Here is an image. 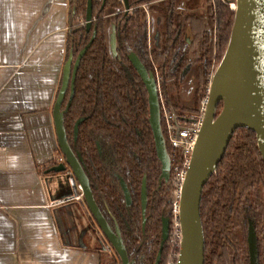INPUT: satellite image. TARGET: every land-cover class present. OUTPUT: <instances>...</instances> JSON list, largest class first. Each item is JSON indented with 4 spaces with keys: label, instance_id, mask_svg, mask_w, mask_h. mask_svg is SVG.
Returning <instances> with one entry per match:
<instances>
[{
    "label": "trees",
    "instance_id": "obj_1",
    "mask_svg": "<svg viewBox=\"0 0 264 264\" xmlns=\"http://www.w3.org/2000/svg\"><path fill=\"white\" fill-rule=\"evenodd\" d=\"M216 2L213 8L210 0H128L126 11L121 0H92L95 37L80 61L64 127L70 147L81 157L98 206L106 208L118 224L127 251L137 249L136 254L144 256L143 264H155L161 247L162 222L171 224L176 188L171 177L168 181L160 178L161 165L148 122V95L127 60L129 52L144 56L146 18L140 5L145 4L147 11L159 18L161 47L152 49V56L160 67L164 86L168 81L173 86V92H164L168 108L175 116L185 113L190 118L198 114L207 95L214 62L220 61L225 51L233 23L234 11L228 2ZM86 4L87 0H68L69 23L71 26L74 22V26L66 42L73 52H78L91 36V31L86 33L83 24L78 23L85 18ZM109 14L114 19L113 58L105 38V18ZM186 34L192 36L189 45L184 42ZM189 60L195 87L193 103L186 106L180 101L179 89ZM67 98L68 92L62 108ZM221 108L220 102L216 115ZM79 119L82 121L74 139L73 127ZM107 145L113 155L111 168L127 185L129 206L124 204L116 177L100 158L99 147L104 149ZM54 164L52 160L50 167ZM143 176L148 199L142 231L139 189ZM199 213L204 264H250V227L256 242L257 264H264V163L253 132L237 129L233 134L215 173L203 187ZM167 250L164 241L159 264H164ZM98 255L100 264L119 263L112 248L111 252L101 249Z\"/></svg>",
    "mask_w": 264,
    "mask_h": 264
},
{
    "label": "crops",
    "instance_id": "obj_2",
    "mask_svg": "<svg viewBox=\"0 0 264 264\" xmlns=\"http://www.w3.org/2000/svg\"><path fill=\"white\" fill-rule=\"evenodd\" d=\"M69 26L68 0H0V264H100L78 244L86 210L74 231L66 180L43 170Z\"/></svg>",
    "mask_w": 264,
    "mask_h": 264
},
{
    "label": "water",
    "instance_id": "obj_3",
    "mask_svg": "<svg viewBox=\"0 0 264 264\" xmlns=\"http://www.w3.org/2000/svg\"><path fill=\"white\" fill-rule=\"evenodd\" d=\"M126 11L128 0H122ZM234 18L225 51L214 68L208 86L202 126L198 132L189 166L179 191L177 219L180 226L181 241L177 264H204V236L200 219V202L202 190L210 177L215 173L222 160L227 146L237 129H246L255 134L257 148L264 163V0H234ZM92 0H87L85 26L88 32L91 27ZM95 31L75 59L72 48L63 64L61 82L52 107V119L58 149L64 162L52 166L45 173H60L70 169L82 201L95 221L100 233L110 245L120 264H133L129 259L123 243L119 226L114 222L110 227L97 206L90 188L89 180L81 164L78 152L71 149L65 132L64 116L67 113L73 95L74 83L81 59L91 45ZM112 47L115 44L114 32L110 34ZM128 59L147 91L148 122L152 132L155 153L161 165L160 178L169 179L170 158L165 148L159 122V104L155 81L148 74L134 54ZM68 100L62 108L66 93ZM222 108L218 115L219 103ZM79 119L74 125L76 137ZM75 139V138H74ZM126 206L131 203L126 186L121 184ZM147 189L143 178L140 190L141 228L146 223ZM88 228L79 233L78 244L81 248L83 237ZM168 238V223L162 222V240L156 264L159 263L162 245ZM250 264H257L256 242L252 228L248 233Z\"/></svg>",
    "mask_w": 264,
    "mask_h": 264
},
{
    "label": "flooded vegetation",
    "instance_id": "obj_4",
    "mask_svg": "<svg viewBox=\"0 0 264 264\" xmlns=\"http://www.w3.org/2000/svg\"><path fill=\"white\" fill-rule=\"evenodd\" d=\"M122 1V0H121ZM215 1V3H216V0H214ZM123 3V2H122ZM216 5V4H215ZM125 7V6H124ZM86 8H87V4H86ZM140 8H142L143 9V11L145 12V18H146V41H145V49H144V51H143V54H144V56H137L134 52H129L128 54H127V60L129 61V59H128V55L129 54H134L136 57H137V59L140 61V63L143 65V67L145 68V70H146V72L148 73V74H151L152 75V77H153V79H154V81H155V87H156V92H157V97H158V104H159V115H160V118H159V122H160V128H161V132H162V135H163V139H165L164 138V133H163V129H162V122H161V101L162 102H164L165 103V105L167 106V107H169V104H168V102L166 101V99H165V97H164V92H165V89H167V84H166V87L164 86V80H163V76H162V72H161V70H160V67L155 63V61H154V59H153V56H152V49H157V50H159L160 49V43H157V44H153L152 43V40H151V16H152V14H150L149 13V11H147V7H146V5L145 4H142V5H140ZM126 10V9H125ZM113 14H109L108 16H106V18H105V38H106V46H107V51H108V53H109V55H110V57H115V55H116V46H115V44H114V47H112V45H111V43H110V35H109V31H108V29H109V27L111 28V31H110V34H111V32L113 31L114 32V22H113V24L111 23L110 25L108 24L109 23V19L110 18H113V16H112ZM85 16H86V13H85ZM114 20V19H113ZM70 24V23H69ZM81 24H83V26H84V28H85V31H86V26H85V18H84V20L82 21V23ZM93 24V19H92V16H91V27H90V29H89V31L87 32L86 31V33H89L90 31H91V36H92V34H93V31H95L94 30V26L92 25ZM72 26H74V22H73V24L71 25V26H69V30H68V32H67V35H69L70 34V28L72 27ZM91 36H90V38H91ZM114 37H115V32H114ZM90 38H89V40H90ZM88 40V41H89ZM94 40V39H93ZM93 42V41H92ZM184 42H185V44L186 45H189V44H191V42H192V40H190L189 38H188V34H186L185 36H184ZM88 43V42H87ZM86 43V44H87ZM86 44L84 45V46H86ZM83 46V47H84ZM82 47V48H83ZM90 47V46H89ZM88 47V48H89ZM72 47H68L67 46V51H66V53H67V55H68V53H69V50L71 49ZM81 48V49H82ZM80 49V50H81ZM79 50V51H80ZM88 50V49H87ZM86 50V51H87ZM73 51V50H72ZM79 51L78 52H73V56H74V58L73 59H75L76 58V56L78 55V53H79ZM86 53V52H85ZM129 63H130V61H129ZM80 65V64H79ZM130 65L132 66V64L130 63ZM189 65H191V60H189ZM132 68L134 69V67L132 66ZM135 70V69H134ZM78 72V71H77ZM135 72H136V70H135ZM136 74L138 75V73L136 72ZM139 76V75H138ZM140 78V77H139ZM140 80H141V78H140ZM142 82V81H141ZM142 84H143V82H142ZM59 86H60V84H59ZM143 86H144V84H143ZM144 88H145V86H144ZM58 89H59V87H58ZM145 90H146V88H145ZM168 91V90H167ZM147 92V91H146ZM207 93H208V90H207ZM68 96H69V92H68ZM206 99H207V95H206V97H205ZM204 98V99H205ZM67 100H68V98H67ZM169 109V108H168ZM172 112V111H171ZM174 115V114H173ZM176 116L177 117H181V118H188L190 115H187V114H183V113H176ZM175 115H174V117L175 118H177ZM178 119V118H177ZM178 120H182V119H178ZM76 123V122H75ZM75 125V124H74ZM73 136H74V127H73ZM74 138H75V136H74ZM164 143H165V141H164ZM97 145H98V143H97ZM167 147H168V145L165 143V148H166V151H167V153H168V156H169V152H168V150H167ZM73 151H74V153H76V151L73 149V148H71ZM98 151H99V155H100V158L103 160V163H104V165H106L108 168H109V170L113 173V175H114V177H116V179H117V184H118V188L120 189V191H121V193H122V188H121V184L123 183L125 186H126V188H127V185H126V183H125V181H124V179L123 178H121L119 175H117V173H114L113 172V170H112V168H111V166H112V164H113V155H112V151L110 150V148H109V146L107 145V146H104V149H102V147H99V149H98ZM60 162H64V159H63V157H62V155H61V158H60ZM171 169V168H170ZM63 172H70L71 173V171H70V169L66 166V169L63 171ZM63 172H60V173H63ZM69 173V175L71 176L72 175V173L70 174ZM87 175V174H86ZM161 175V174H160ZM73 176V175H72ZM172 178V174H171V172H170V175H169V178ZM74 178V177H73ZM87 178H88V176H87ZM143 178H145V176H143ZM143 178H142V180H143ZM88 180H89V178H88ZM142 180H141V182H142ZM164 180V179H163ZM169 180V179H168ZM168 180H164V181H168ZM172 180H173V178H172ZM74 181H75V179H74ZM145 181H146V178H145ZM75 184H76V186H77V183H76V181H75ZM89 184H90V182H89ZM146 189H147V184H146ZM128 190V189H127ZM140 190H141V183H140V189H139V195H140ZM93 194V193H92ZM93 198H94V196H93ZM122 199H123V201H124V204L126 205V203H125V199H124V196H123V193H122ZM139 199H140V197H139ZM148 199V198H147ZM94 200H95V198H94ZM95 202H96V200H95ZM96 204H97V202H96ZM97 206H98V204H97ZM99 207V206H98ZM147 207V206H146ZM99 209H100V211H101V213L103 214V216L105 217V219H106V221L108 222V224L110 225V227L111 228H113V226H114V219L112 218V216L108 213V211L106 210V208H104L103 206L100 208L99 207ZM87 210V209H86ZM89 213V212H88ZM89 216H90V218L93 220V218H92V216L89 214ZM75 218L73 219V224H72V229L75 231V229H76V224H74L75 222L74 221H76L77 219H79V220H82L83 219V215H81V214H79V215H76V216H74ZM90 218L89 217H87V220L84 222V224H85V226H84V229H87L88 228V230H87V232L88 233H93V232H95V231H98L99 233H100V231H99V229H98V227H97V225H96V223H95V221L93 220V221H91L90 220ZM84 220V219H83ZM71 222H72V220H71ZM116 223V222H115ZM117 224V223H116ZM118 225V224H117ZM83 229V230H84ZM120 229V228H119ZM121 232V231H120ZM101 234V233H100ZM102 235V234H101ZM103 237V236H102ZM168 237H169V234H168ZM104 238V237H103ZM168 239V238H167ZM104 240H105V238H104ZM106 241V240H105ZM167 241V240H166ZM166 241H165V244H166ZM107 243V242H106ZM140 247V246H139ZM139 249V248H138ZM127 250V249H126ZM137 250V249H136ZM136 250H132V251H127V253H128V256H129V259L130 260H133V264H143V261L142 260H144L143 259V255H137L136 253H137V251ZM134 258V259H133ZM155 264H156V261H155ZM159 264V263H158Z\"/></svg>",
    "mask_w": 264,
    "mask_h": 264
},
{
    "label": "rangeland",
    "instance_id": "obj_5",
    "mask_svg": "<svg viewBox=\"0 0 264 264\" xmlns=\"http://www.w3.org/2000/svg\"><path fill=\"white\" fill-rule=\"evenodd\" d=\"M223 1H225V0H219V2H221V3H224ZM226 1L228 3H230V2L234 3V0H226ZM210 4L212 5L213 8H215V1L214 0H210ZM199 13L201 14L202 11H199ZM69 22H70V20H69ZM78 23H82V21L79 20ZM111 23L113 24V18L109 19L108 24L110 25ZM108 31H109V35H110V31H111L110 27H109ZM188 38L190 40H192L191 34H188ZM151 40H152V43L154 45L159 43V40H160V37H159V18L156 15L151 16ZM218 63H219V61L214 62L215 67L217 66ZM194 87H195L194 71H193L191 65H189L185 74L183 75V81H182L180 89H179L180 101L186 106H190L193 103ZM167 89H168V92H173V86L169 81L167 82ZM191 115H194V113ZM179 125H181L183 127L184 125H186V123L179 121ZM60 158H61V154L57 153V157L53 159V163H56V164H54L52 166H56V165L61 164L62 162H60ZM47 167H48V165L44 166L43 170L47 169ZM49 167H50V165H49ZM69 173L68 172L57 173L59 176H61L62 178H64L66 180V181H64V183H66L68 185V187L66 189H64L62 187V189H63L62 196L64 198H62V196H61L60 200H61V203L66 202L68 205H70V204L73 205L74 209H76L78 211V214H82L84 212V210H86V207L84 206V203L82 201L81 192L77 188L73 176L72 175L70 176ZM53 175H55V174H53ZM76 188L79 191L78 193L76 192ZM175 188H176L175 192L173 193L174 194V200H173L172 205H171V224L170 225L168 224L169 237H168L166 244H165L166 247L169 248V250L166 251V257H165L164 264H172L176 261L177 249H176L175 245H173V243H171V241H170L171 231L173 229V224H174V217H173L174 204L178 203V200H179V191H178L179 189L177 188L176 185H175ZM73 206H70L69 208H72ZM87 217H89V213L86 210V215L84 216L85 221L87 220ZM81 224L82 223H80V225ZM83 245L86 246V248L88 250L100 251L101 249H103V250L111 252V248H110L109 244L106 243V241L104 240V238L102 237V235L98 231H95L93 233L87 232L85 234V236L83 237ZM118 264H120V263H118Z\"/></svg>",
    "mask_w": 264,
    "mask_h": 264
},
{
    "label": "built area",
    "instance_id": "obj_6",
    "mask_svg": "<svg viewBox=\"0 0 264 264\" xmlns=\"http://www.w3.org/2000/svg\"><path fill=\"white\" fill-rule=\"evenodd\" d=\"M227 3V1H223ZM230 10H234V3H227ZM206 105V98L201 101L198 114L188 118L178 120L170 112L168 107L161 101V122L164 133V141L169 148L170 158V172L173 181L180 191L181 184L185 178L187 168L190 163L191 154L197 140L198 132L202 126L203 114ZM179 121L185 122L183 127L179 125ZM174 204V203H173ZM178 203L174 204L173 217L174 224L171 231V243L175 245L176 261L172 264H177V257L179 253V245L181 241L180 226L177 219Z\"/></svg>",
    "mask_w": 264,
    "mask_h": 264
}]
</instances>
